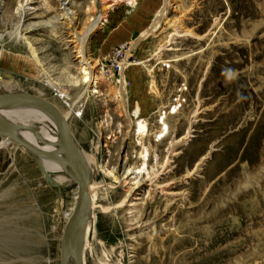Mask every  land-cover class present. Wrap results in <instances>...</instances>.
<instances>
[{
    "label": "rangeland",
    "instance_id": "obj_1",
    "mask_svg": "<svg viewBox=\"0 0 264 264\" xmlns=\"http://www.w3.org/2000/svg\"><path fill=\"white\" fill-rule=\"evenodd\" d=\"M125 41L126 87L101 68ZM3 58L14 89L68 111L71 141L98 163L85 264H106L105 251L120 264H264V188H234L227 175L231 147L242 151L264 118V0H0ZM179 89L185 101L157 124ZM136 107L148 175H136ZM22 122L41 131L34 117ZM263 153L251 170L260 181ZM52 182L35 155L0 145V264H60L77 187Z\"/></svg>",
    "mask_w": 264,
    "mask_h": 264
},
{
    "label": "bare ground",
    "instance_id": "obj_2",
    "mask_svg": "<svg viewBox=\"0 0 264 264\" xmlns=\"http://www.w3.org/2000/svg\"><path fill=\"white\" fill-rule=\"evenodd\" d=\"M164 7H166V3H165ZM162 12H163V10H162ZM155 20H157V18ZM95 22H96V20L94 21V23H92L91 25L88 26L87 31L84 33V35L81 36L80 41L82 44L84 43V41L86 39L85 37L87 36V34L92 30L93 27H95ZM153 26H154V24H153ZM17 36H18V34H17ZM80 52H82V50H80ZM5 59H7V58H3L2 59L3 61H0V74H4V77H8V79L5 81H0V94H2V93H23L20 90L18 91L17 89H14L16 87L17 82L13 79L14 77L12 75H10V72H12V71H7V69H4L5 67H9L8 62L6 63ZM101 68H102V64H101ZM5 72L8 74H6ZM89 80H90L89 74L88 75L86 74V77H84V74L82 75V81L83 82H85V81L89 82ZM82 88L78 89L79 91L81 90L79 95H78L79 96L78 98L81 100L84 98V94H85L84 88L83 89ZM120 100L122 102V100H123L122 97ZM122 104H123V102H122ZM138 111H139L138 107H136L132 111V118H134L135 121L132 122L130 120L131 124L134 123L133 134H135L136 141H137L136 143L141 148V149H139L140 150V152H139L140 166H139V170L136 172V175H140V174L148 175L149 171H148L147 161H148L149 152H148L147 147L144 146V144L142 143V139L145 138L149 133H148V128H147L146 122L144 120H140V121L136 120L138 117ZM67 113H68V111L67 112H61L64 120L66 119ZM8 114H11L13 116V120L10 121V123L12 124L13 131L15 132V134H17L19 137L23 138L24 140L29 141L30 143H33L35 146L51 152L52 157L47 158V157H41V156L35 155L26 149L28 152L35 155L37 162H38L40 168L42 169V171L44 172V174L46 176L52 177V179H53L52 185H59V186L67 187L69 185V183H71V180H72L73 183L78 188L77 182L74 180L66 162L63 160V154H62V150L60 149V143H59V134L57 132L55 122L53 121L51 116L47 112H45L43 109H40L36 106H32L29 103H25V102L24 103H22V102H5L3 104H0V116L3 117L4 119H6V121H8L7 120ZM159 114H161V109L157 115V119H156L157 124H162V122L166 123V120H165L166 119V112L164 113V116L161 118L160 122H158ZM125 115H127L126 112H125ZM26 117H34L39 122L41 131H36L35 127H33L31 125H24L22 120ZM161 131H162V129H159V131L157 133L158 134L157 140L161 139V137L159 136ZM0 134L2 136V139L0 140V145L6 146L10 141H13L10 137H8L6 135H2V133H0ZM69 136H70V134H69ZM244 145H243V147H244ZM18 146H20V145H18ZM20 147H22V146H20ZM76 147L77 146L73 143V141H71L70 142L71 153L73 154V157H74L75 161L77 162V164L79 165V167H81V169H83V171L87 175V179H88L87 196H88L89 204H88L87 213H86V217H85V224H84V230H83L82 251H81L82 264H85L84 252L87 250H88L89 254L91 256H93L92 258L95 260V256L93 254V246L91 245V238H93V235L95 232L94 227H95L96 217H95V213H94L95 212L94 211V208H95L94 190L97 188V185L95 184V182L93 180V176L98 172L99 168H98L97 161L93 157H90L89 155H87L84 151L81 150V148H76ZM22 148H24V147H22ZM237 149H238V143L231 147V151H230L231 153L229 154V156L236 157L238 159L237 165L234 164V166H230L231 168L227 170V175H230L233 178V179L231 178L232 181L229 183V186H233L234 188L242 190V189H245V187H247L246 185L248 183V186H250L252 188L251 189L252 191H254L253 189H255V187H258V186H261L262 188H264V181H260L259 178H258L259 179L258 180L257 177L255 176L256 174H258V172H256V173L254 172L255 173L254 174L251 171V170H253V168L256 164L261 163L259 159H260L261 154L263 153V150H264V118H263V121L261 123L258 122V127H256V130L253 131L251 135L249 134L248 137H246V145H245L244 149L242 151H238ZM227 158H229V157H227ZM82 160H83V162H82ZM167 161H168V159L165 160V162H167ZM165 162H164V164H167ZM226 163H228V162H226ZM262 163H264V162L262 161ZM196 167L193 168V170L196 169ZM256 167H258V166H256ZM216 169H217V167H216ZM260 170H261L260 175H262L261 177H263L264 176V166H261ZM128 172L129 171L126 170V174H128ZM189 174H191V173L189 172ZM224 188H226V186ZM237 189H235V191H237ZM232 191H234V190H232ZM76 195H77V191L75 194V199H76ZM233 195H236V194H233ZM253 199L251 200L250 203H254V205H257V203L261 200V199H255V198H253ZM239 200L240 199L237 197V202L239 203L238 205L241 204V202H239ZM121 203H123V202H121ZM202 207H203V205H202ZM102 209L103 210H109L108 208H104V207H102ZM198 210H199V208L197 207L194 211L196 213H198ZM72 211H73V209H72ZM70 216L71 215L69 214L66 218L67 223H66L65 227L63 228V232H62V236H61V242H60V248H59L60 249V253H59L60 264H61L62 239L64 238L66 240V242L68 241V230H69V218H70ZM211 217H213V216L211 215ZM218 222H219V220H218ZM198 223L199 222L193 221L192 225H197ZM200 233H201V230H200ZM208 243L209 244L206 248H209V247L214 245L213 241H210ZM201 244H202L201 242L198 244V248L195 251L196 254L198 253V250H200V248L205 246V245H201ZM67 248H68L67 253H68L69 264H74L75 262H74L73 248L69 245ZM105 254H106V261H107L106 264H120L121 263V262L120 263L114 262L112 260L113 258L108 253V251H105ZM113 254L115 255V257L117 259H120L121 255H122L120 250H117V249L114 251ZM229 263L227 262V264H229Z\"/></svg>",
    "mask_w": 264,
    "mask_h": 264
},
{
    "label": "water",
    "instance_id": "obj_3",
    "mask_svg": "<svg viewBox=\"0 0 264 264\" xmlns=\"http://www.w3.org/2000/svg\"><path fill=\"white\" fill-rule=\"evenodd\" d=\"M5 102H22L29 103L32 106H36L47 112L53 121L55 122L57 132L59 134L60 149L62 150L63 160L66 162L74 180L78 184L77 195L75 199V204L73 206V211L69 218V230H68V241L63 238L61 244V264H69L68 259V245L73 248L74 251V264H82L81 251L83 242V230L85 224V217L88 208V196H87V185L88 179L87 175L79 167L75 161L73 154L70 149L71 137L69 136V131L67 129V123L63 119V116L59 109L49 100L42 98L40 96L30 94V93H2L0 94V104ZM31 127V126H30ZM0 133L10 137L16 144L24 147L31 153L41 156L51 158V152L41 149L35 146L33 143L24 140L19 137L13 131L12 124L6 121L0 116ZM42 170V169H41Z\"/></svg>",
    "mask_w": 264,
    "mask_h": 264
},
{
    "label": "built area",
    "instance_id": "obj_4",
    "mask_svg": "<svg viewBox=\"0 0 264 264\" xmlns=\"http://www.w3.org/2000/svg\"><path fill=\"white\" fill-rule=\"evenodd\" d=\"M131 44L127 41L118 43L113 47V49L108 54V57L104 63H102V70H104L106 75L113 76L119 84H122L124 87L127 86V80L125 79L124 72L127 68L130 59L131 53ZM112 77H110L111 79ZM181 89L176 92L175 96L172 98V101L167 109H161V114H159L158 122L161 121V118L166 112V117L168 114L174 113L178 107L181 106V103L185 101L184 97H181ZM166 120V119H165Z\"/></svg>",
    "mask_w": 264,
    "mask_h": 264
}]
</instances>
